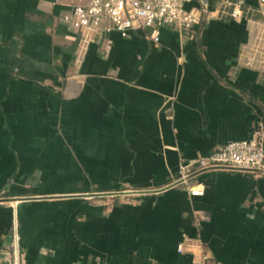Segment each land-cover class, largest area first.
<instances>
[{"label": "crops", "instance_id": "0c3cea01", "mask_svg": "<svg viewBox=\"0 0 264 264\" xmlns=\"http://www.w3.org/2000/svg\"><path fill=\"white\" fill-rule=\"evenodd\" d=\"M88 1L0 0V264L15 235L23 264H195L200 242L216 263L264 264V173L201 170L203 195L177 181L264 113L259 0L159 42L114 29L76 68L61 14Z\"/></svg>", "mask_w": 264, "mask_h": 264}, {"label": "built area", "instance_id": "2783aa9c", "mask_svg": "<svg viewBox=\"0 0 264 264\" xmlns=\"http://www.w3.org/2000/svg\"><path fill=\"white\" fill-rule=\"evenodd\" d=\"M197 2L194 5L189 3ZM264 8V0H259ZM234 18H248L246 0H219L212 6L201 0H89L84 4H71L62 12L61 18L78 32L74 51V65L80 68L89 45L95 39L111 31L144 30L155 42H159L160 29L177 26L192 30L202 23L212 10ZM255 38L264 40V26ZM262 47V46H261ZM263 48V47H262ZM234 168L264 173V113L256 114L251 136L232 140L217 146L207 155L181 162L177 181L183 182L191 195H203L201 184H190L189 179L201 170L209 168ZM195 264H220L211 260L201 242ZM182 250V247H179ZM11 264H23L18 236L11 244Z\"/></svg>", "mask_w": 264, "mask_h": 264}, {"label": "water", "instance_id": "95a60500", "mask_svg": "<svg viewBox=\"0 0 264 264\" xmlns=\"http://www.w3.org/2000/svg\"><path fill=\"white\" fill-rule=\"evenodd\" d=\"M201 1H202L203 3H205V4L208 2V0H201Z\"/></svg>", "mask_w": 264, "mask_h": 264}]
</instances>
